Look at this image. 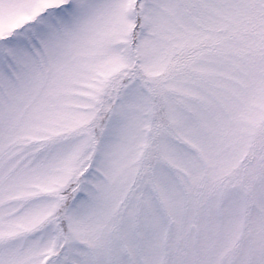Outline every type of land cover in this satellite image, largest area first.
Segmentation results:
<instances>
[{
	"label": "snow or ice",
	"instance_id": "snow-or-ice-1",
	"mask_svg": "<svg viewBox=\"0 0 264 264\" xmlns=\"http://www.w3.org/2000/svg\"><path fill=\"white\" fill-rule=\"evenodd\" d=\"M0 264H264V0H0Z\"/></svg>",
	"mask_w": 264,
	"mask_h": 264
}]
</instances>
